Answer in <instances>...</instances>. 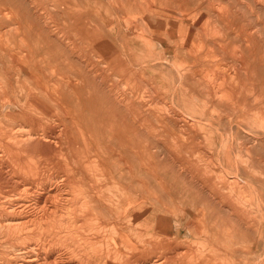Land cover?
Returning a JSON list of instances; mask_svg holds the SVG:
<instances>
[{
    "label": "bare ground",
    "instance_id": "1",
    "mask_svg": "<svg viewBox=\"0 0 264 264\" xmlns=\"http://www.w3.org/2000/svg\"><path fill=\"white\" fill-rule=\"evenodd\" d=\"M36 1L0 0V264H264V0ZM145 74L195 172L141 143Z\"/></svg>",
    "mask_w": 264,
    "mask_h": 264
},
{
    "label": "rangeland",
    "instance_id": "2",
    "mask_svg": "<svg viewBox=\"0 0 264 264\" xmlns=\"http://www.w3.org/2000/svg\"><path fill=\"white\" fill-rule=\"evenodd\" d=\"M36 3L38 5V9L40 7V8H45L44 11L54 12V9L52 8L53 0H37ZM224 64L225 63H216L214 67L218 68V66H223ZM182 68L184 74L186 75V79L189 78V76L193 72H195V67L192 64H188V63L183 64ZM146 75L147 74H145L143 78L138 81V94L141 93L140 98L141 101H143V105L140 106V108L142 109L139 110V116H141L143 120L142 121L143 126L141 127V133H142L141 143L148 146L151 152L156 156L160 155L159 159L165 161L170 165H174L177 170L184 172H195V168L191 165L190 157L183 156L175 149L174 146L175 143L178 142L189 144L191 141L189 140L188 136L182 133L180 135L178 132H176L175 134L176 136H173L170 133L169 129L162 122L163 117H166L167 112H172V113L176 112L180 115H183L185 113L179 108H191L189 104L183 103L189 99L184 96L186 93L190 94L188 89L186 88L187 86L185 84L184 85L182 84L177 88L175 87L174 90H170L167 89L166 86L164 85V82L159 80L157 77L155 79L158 80L153 85L151 80H149V76ZM182 96L185 99V101L182 99ZM169 108H175V109L178 108V109L173 111ZM182 131L184 132L183 128ZM206 147H207L206 143H203L200 150L204 153L198 154L199 149H197V152H195V154H197V156H195L196 158H194L195 165L196 163L198 164L200 162L199 165L202 166L203 164L209 162L208 158L206 157H209L210 150ZM58 168H59L58 166H55V169ZM143 195L147 198L145 194ZM195 199H196V194H195ZM170 204L172 205L171 208L176 207L177 220H182L186 217L188 211L185 210L184 206L179 201L177 202L173 201L170 202ZM205 227H207V230L210 231L212 224H206ZM223 227H224V223H223ZM205 236L207 235L204 234L202 237ZM200 243L198 244L196 243L197 245H195V249L198 248L201 250L203 249ZM240 249L245 252L246 247L241 245ZM249 257L251 258L252 256Z\"/></svg>",
    "mask_w": 264,
    "mask_h": 264
}]
</instances>
